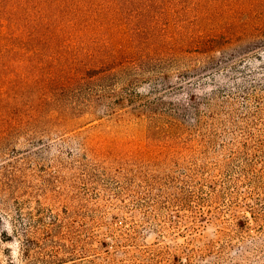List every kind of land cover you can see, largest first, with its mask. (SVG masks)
<instances>
[{
  "label": "rangeland",
  "instance_id": "rangeland-1",
  "mask_svg": "<svg viewBox=\"0 0 264 264\" xmlns=\"http://www.w3.org/2000/svg\"><path fill=\"white\" fill-rule=\"evenodd\" d=\"M89 16L0 37V264H264V0Z\"/></svg>",
  "mask_w": 264,
  "mask_h": 264
},
{
  "label": "trees",
  "instance_id": "trees-1",
  "mask_svg": "<svg viewBox=\"0 0 264 264\" xmlns=\"http://www.w3.org/2000/svg\"><path fill=\"white\" fill-rule=\"evenodd\" d=\"M134 3V0H0V37H12L18 38H64L66 36H82L83 33H74L76 26L90 25L91 19L94 16L88 17V12H95V8L104 10L118 11L130 7ZM121 54L116 55L111 52L105 55L104 64L101 67L103 69H94L93 71L84 70V74H78L76 78H73V82L77 79L79 86L77 90H81L86 95L83 96V100L74 105H56L57 110L61 115L68 116L75 111H81L87 106L88 92L85 85L91 81H87V77H97L99 73L121 72L128 65L127 61H131V57H126V61L121 66L117 63ZM112 62V63H110ZM111 64H114L111 65ZM133 64V65H132ZM132 67L136 69H143L144 66L139 65L138 62L133 59L131 63ZM121 66V67H120ZM84 75V76H83ZM56 76H48V80L51 84H55ZM93 79V78H92ZM56 85V84H55ZM55 89V88H54ZM58 89V88H57ZM76 90V91H77ZM46 103V102H44ZM56 230V227H55ZM51 236V237H50ZM49 237L50 241H54L53 233L51 232ZM69 255L59 256L55 255V258L48 257L43 259L42 264H53V260L57 262L67 261Z\"/></svg>",
  "mask_w": 264,
  "mask_h": 264
}]
</instances>
